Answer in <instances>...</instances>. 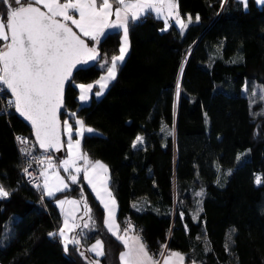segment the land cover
Listing matches in <instances>:
<instances>
[{
    "label": "trees",
    "instance_id": "obj_1",
    "mask_svg": "<svg viewBox=\"0 0 264 264\" xmlns=\"http://www.w3.org/2000/svg\"><path fill=\"white\" fill-rule=\"evenodd\" d=\"M177 1L180 17L193 18L185 31L169 20L162 30L165 20L151 14L131 23L116 80L102 98L81 105L75 84L106 71L101 64L118 54L121 33L99 41L101 61L76 73L63 119L95 130L85 133L83 151L109 166L120 225L133 221L155 257L167 248L187 263L264 264V99L252 95L264 88V4ZM2 93L0 184L11 194L0 199V264H120L124 245L82 177L53 198L42 184L29 185L16 137L26 134L42 151L15 110L4 111L9 93ZM137 136L143 143L133 147ZM64 157L65 150L53 154L56 166ZM68 196L90 212L89 227L77 231L80 244L65 252L49 233L62 223L57 200ZM99 239L104 255L95 257L88 247Z\"/></svg>",
    "mask_w": 264,
    "mask_h": 264
},
{
    "label": "snow or ice",
    "instance_id": "obj_2",
    "mask_svg": "<svg viewBox=\"0 0 264 264\" xmlns=\"http://www.w3.org/2000/svg\"><path fill=\"white\" fill-rule=\"evenodd\" d=\"M241 2L245 7L247 6V0ZM258 2L264 4V0ZM0 3L6 9L0 14V41L3 42L0 43V86H2L0 90L10 91L13 99L8 102V107H14L16 112L31 122L36 140L40 148L45 151L59 150L62 147L59 111L63 107L65 83L71 79L73 70L78 65L87 64L99 56L97 48L90 47L89 43L73 30L69 21L79 29L80 33L97 44L100 38L106 35L107 29H123V42L119 48V55L111 57L110 66L106 61V75L95 82L99 86V90L94 93L96 96L102 95L108 83L116 79L119 63L124 61L128 50L130 22L135 23L142 16L153 11L157 14V18H160L165 10L168 17L174 18L181 29L187 28L188 24L193 22L190 15L186 20L180 17L176 0H63V2L62 0H0ZM41 5L46 11L41 9ZM113 15L115 20L110 19ZM195 19L198 21L200 17L196 16ZM170 26L166 18L165 28L162 30H167ZM93 87V84L78 85L81 102L88 101ZM252 95L255 96L256 92ZM260 96L264 99V88L260 89ZM72 115L75 116V113ZM75 124L78 126L75 135L79 138L74 140L73 125L68 120L63 121V130L68 137V158L62 161L64 171L68 172L73 168L77 174L83 171L84 179L100 198L106 212L104 223L108 231L116 236L125 248V251L120 253L121 264H160V261L149 253L147 245L138 233L127 235L128 232L135 231L130 223L123 230L124 236L118 234L119 225L116 224L114 212L116 201L114 198L105 201L102 196L104 193L111 197L108 191L107 165L101 161L93 162L87 154L74 151L80 148L84 134L95 130L87 127L85 122L78 118ZM16 139L22 145L20 151L30 154L31 149L23 147L29 144L27 138L16 137ZM141 143L143 138L137 136L133 147ZM77 160H83L86 167H77ZM48 165L53 166L50 157ZM97 170L105 173V176L99 179V187ZM24 172L31 175L28 173V168H25ZM40 174L44 177V195L53 197L68 188L65 178L58 173L50 177L45 169ZM69 179L72 183H76L78 176L70 175ZM256 182L261 183L260 178H257ZM37 187L39 188L40 185L37 184ZM10 194L0 184V199L7 198ZM66 203L78 205L80 201L67 199L57 201L61 207ZM85 210L86 214L90 212L86 203ZM195 218H198V215ZM79 227L78 224L70 223L69 217L65 216L63 226L49 235L61 237L64 250L67 252L69 245L80 244L78 235H69ZM84 227L87 228L89 225L85 224ZM89 251L94 252L96 256H103L102 241L97 240ZM160 255L164 257L163 264H173V258H178L180 264H183L185 259L178 252H169L167 255L161 252ZM90 264H99V261H92Z\"/></svg>",
    "mask_w": 264,
    "mask_h": 264
},
{
    "label": "rangeland",
    "instance_id": "obj_3",
    "mask_svg": "<svg viewBox=\"0 0 264 264\" xmlns=\"http://www.w3.org/2000/svg\"><path fill=\"white\" fill-rule=\"evenodd\" d=\"M115 4L113 5V7L115 8ZM41 7V6H40ZM110 19L111 20H115V16L113 15L112 17H110ZM183 19V18H182ZM177 24V23H176ZM129 26H130V23H129ZM177 26L180 28V26L177 24ZM75 29V28H74ZM181 29V28H180ZM186 29V28H185ZM185 29H181L182 31H185ZM76 30V29H75ZM109 29H107L106 30V35L108 34V33H111V32H114V31H119L120 33H121V44H122V42H123V29H117V30H111V31H108ZM77 31V30H76ZM108 31V32H107ZM78 34H80L79 32H78ZM81 35V34H80ZM105 35V36H106ZM82 36V35H81ZM105 36H102L101 38H103V37H105ZM82 37H84V38H86V39H89L88 37H85L84 35L82 36ZM100 38V39H101ZM98 45H97V43L96 44H91V47H96L97 48V51H98V47H97ZM121 46V45H120ZM129 52H130V29H129V31H128V50H127V52H126V55H125V58H124V61L123 62H121V63H119V64H121V65H123L124 63H125V61H126V59H127V57H128V55H129ZM117 55H119V52H118V54ZM106 63V61L104 60L103 62H102V64H101V66H104V64ZM108 65L110 66V61L108 62ZM104 75H106V71L104 72V73H102L101 74V76H104ZM117 75H118V72H117ZM100 76V77H101ZM100 77L98 78V79H96L95 81H92V82H88V83H77V84H75L76 85V87L78 88V85L79 84H93L94 85V87H93V89H92V94H90V96H89V99H88V101L87 102H81L80 100H79V102H80V104L81 105H88V104H90L91 103V101H92V99H93V97H95V98H97V99H100V98H102L104 95H105V93L107 92V90L109 89V87H110V85H111V83H113L115 80H112V81H110L109 83H108V87L104 90V92H103V94L102 95H100V96H96V95H94V93L96 92V91H98L99 90V86L98 85H96V81L97 80H99L100 79ZM116 78H117V76H116ZM79 89V88H78ZM80 91V90H79ZM256 92V95L254 96L256 99H259L261 96H260V91H255ZM79 96H80V93H79ZM73 113H71L70 112V115H72ZM66 120H68V122L70 123V121H69V119L67 118ZM70 124H72V123H70ZM73 125V124H72ZM78 126L76 125L75 127H74V125H73V133L75 134V130H76V128H77ZM73 134V135H74ZM64 138H65V147H66V157H64L62 160H61V162H60V164H59V166H56V164H54V162H52V167H49V165H48V161L45 163V167H44V170L46 169L47 170V173H48V175L50 176V177H52L53 176V174L54 173H58L60 176H62V177H64L65 178V183L66 184H68V188L67 189H65L64 191H62V192H58V193H56L55 194V196H53V197H56L58 194H60V193H63V192H65V191H67V190H69L70 189V183H71V180L69 179V177L67 176L68 174H69V176L70 175H77L79 178L80 177H83L84 178V173H83V171H81L79 174H77L76 172H75V170H74V168L73 169H70L68 172H65L64 171V169H63V167H62V161L63 160H65V159H67L68 158V146H67V139H68V137H67V135H66V133L64 132ZM77 138H79V137H77L76 135L75 136H73V139L75 140V139H77ZM82 141H83V138H81V146H80V148L77 150V149H74V151H76V152H78L79 154H83V150H82ZM103 164H105V165H107L105 162H103V161H101ZM242 161H240V163H241ZM76 166L77 167H81V168H84V167H86V165H85V163H84V161L83 160H77V162H76ZM107 168H108V172H107V177H108V191L111 193V197H108L106 194H104V193H102V196H103V199L105 200V201H110V199H112V198H114L115 199V201H116V206H115V209H114V212H115V221H116V224L118 225V206H117V200H116V197H115V195H114V192H113V190H112V188H111V186H110V168H109V166L107 165ZM43 170V171H44ZM90 171H91V169H90ZM97 173H98V178H97V186L99 187V179H101V178H103L104 176H105V173H103L102 172V170H97ZM67 177H68V179H67ZM43 182H44V177H43ZM93 193H95V192H93ZM95 196H97L96 195V193H95ZM48 197V196H47ZM52 197V198H53ZM49 198V197H48ZM62 199H64V198H59L58 200H62ZM97 199L100 201V203H101V200H100V198H98L97 197ZM73 200H75V199H73ZM84 202V201H83ZM85 203V202H84ZM102 204V203H101ZM102 206H103V204H102ZM88 207V206H87ZM104 208V207H103ZM88 209H89V207H88ZM105 210V209H104ZM105 218H106V212H105ZM69 222L70 223H72L70 220H69ZM88 224H89V222H88ZM63 226V220H62V223H61V225H60V227L59 228H61ZM125 224L122 226V229L124 230L125 229ZM76 231H77V229L74 231V232H72V233H69V235L70 236H72L73 235V233H76ZM130 232H132L133 234H136V232H133V231H130ZM130 232H128V233H130ZM119 233V232H118ZM124 236V235H123ZM61 238V237H60ZM100 241H102L101 239H99ZM61 241H62V238H61ZM97 241V240H96ZM96 241H94L91 245H89V247H88V250L96 243ZM102 243H103V241H102ZM62 246H63V243H62ZM64 247V246H63ZM69 248H70V245H69V247H68V250H69ZM123 251H125V248H124V250ZM91 252V251H90ZM103 252H104V244H103ZM163 253H164V255H167L168 253H169V250L167 249V248H165L164 249V251H163ZM119 257H120V254H119ZM157 260H159L160 261V264H162V260H163V256H159V257H155ZM120 260V259H119ZM120 264H121V261H120ZM186 264H193V263H187L186 262Z\"/></svg>",
    "mask_w": 264,
    "mask_h": 264
},
{
    "label": "crops",
    "instance_id": "obj_4",
    "mask_svg": "<svg viewBox=\"0 0 264 264\" xmlns=\"http://www.w3.org/2000/svg\"><path fill=\"white\" fill-rule=\"evenodd\" d=\"M248 1V0H247ZM257 2H258V0H256ZM62 2H63V0H62ZM177 4H178V1L176 2ZM259 3V2H258ZM261 4V3H260ZM41 7L43 8V6L41 5ZM44 10H46V9H44ZM154 15L156 18H157V14L153 11V12H150L148 15ZM147 15H145V16H142V18L140 19V20H142L143 18H145ZM77 18H78V14H77ZM167 17H166V10L165 11H163L162 12V14H161V16H160V18L159 19H163V20H165ZM114 20V19H113ZM139 21V20H138ZM69 23V25L70 26H72L73 28H75L76 30H77V32H79L80 33V31H79V29H77L74 25H72L71 24V22L69 21L68 22ZM130 24H131V22H130ZM111 30H117V29H109L108 31H111ZM107 31V32H108ZM82 36H83V34L82 33H80ZM102 39V38H101ZM100 39V40H101ZM99 40V41H100ZM0 43H3L2 41H0ZM93 44H96V42H93ZM131 47V46H130ZM121 64H119V66H120ZM117 72H118V70H117ZM75 135V134H74ZM73 135V136H74ZM85 135V134H84ZM84 137V136H83ZM65 149H66V147H65ZM82 150H83V141H82ZM66 151V150H65ZM83 154H85L84 153V151H83ZM65 157H66V152H65ZM51 162H54L53 161V158H52V161ZM54 164H55V162H54ZM82 179L84 180V183L88 186V187H90L91 189H92V187L88 184V182L82 177ZM42 185H43V181H42V183H41ZM92 191H93V189H92ZM94 192V191H93ZM94 195H95V193H94ZM46 197H47V195H45ZM97 197V196H96ZM49 198H51V197H49ZM64 199H67V200H73V199H75V200H77V201H80V203L78 204V205H72V204H68V203H66V204H64L62 207L60 206V205H58V208L60 209V211H61V213H62V220L64 221V218H65V216H68L69 217V220L72 222V223H75V224H78V225H80V227L82 226V227H84V225L85 224H88V222H89V212H88V214H86V210H85V203L80 199V198H77V197H74V196H68V197H65ZM64 199H62V200H64ZM58 201V200H57ZM100 202V201H99ZM102 205V204H101ZM88 208V207H87ZM73 217H75V220H73ZM118 225H119V235H121V236H123V235H125V233H124V231H123V229H122V226L120 225V223H119V221H118ZM79 227V228H80ZM107 227V226H106ZM78 228V229H79ZM78 229H77V231H78ZM77 231H76V233H73V235H78V233H77ZM72 235V236H73ZM127 235L128 236H131V235H134L132 232L131 233H127ZM59 237V236H58ZM78 238L80 239V236H78ZM59 239H60V242H61V244H62V241H61V238L59 237ZM143 239V238H142ZM143 242L145 243V241H144V239H143ZM146 244V243H145ZM71 246V245H70ZM64 248V247H63ZM89 251V250H88ZM149 251V250H148ZM90 252V251H89ZM169 252H178V253H180L181 255H183L184 256V254L183 253H181V252H179V251H177V250H170ZM149 253L150 254H152L150 251H149ZM90 254L91 255H93V256H95V257H102V256H96L95 255V253L94 252H90ZM184 258H185V256H184ZM163 260H164V258H163ZM163 260L161 261L162 262V264H163ZM173 264H180V261L178 260V258H173ZM183 264H186V259H184V261H183ZM196 264V263H195Z\"/></svg>",
    "mask_w": 264,
    "mask_h": 264
},
{
    "label": "built area",
    "instance_id": "obj_5",
    "mask_svg": "<svg viewBox=\"0 0 264 264\" xmlns=\"http://www.w3.org/2000/svg\"><path fill=\"white\" fill-rule=\"evenodd\" d=\"M0 88H2V86H0ZM0 94L1 95L3 94L2 90H0ZM2 99L4 101V106L6 108V112L7 113L12 112L13 110H15L14 107H8V102L13 99L10 95L5 96ZM17 137L27 138V140L29 141V144L23 145V147H27V148L31 149L30 154H24V153L21 152L23 160L25 162V168H28V173H31V175H29V174H26L24 172L27 182L31 186H36L37 184H41L43 176L40 173L44 170V163H45L44 160L45 159L48 160L49 157L51 158L52 157L51 154H45L44 155V154H42L40 152L37 153L35 151V147H34L33 142L30 140V138H28L27 135L26 136L25 135H18ZM17 143L19 145V148H21L22 145H20L18 141H17ZM41 161H43V163H41ZM79 179L80 178L78 177L76 183H72V181H71V183L78 185L79 184ZM129 223L133 226L134 230H136V225L130 219H127L125 221V226L128 227Z\"/></svg>",
    "mask_w": 264,
    "mask_h": 264
},
{
    "label": "water",
    "instance_id": "obj_6",
    "mask_svg": "<svg viewBox=\"0 0 264 264\" xmlns=\"http://www.w3.org/2000/svg\"><path fill=\"white\" fill-rule=\"evenodd\" d=\"M177 2V0H176ZM42 10H44L42 7H41ZM46 11V10H45ZM166 17L169 21H175L174 18L172 17H168V14H167V11H166ZM72 27V26H71ZM73 28V27H72ZM74 31H76L74 28H73ZM77 32V31H76ZM78 34V32H77ZM80 35V34H78ZM81 36V35H80ZM82 39H84L82 36H81ZM87 43L88 41L86 39H84ZM101 61V57L100 55L98 56V58L96 60H92V61H89L87 64H82V65H78L76 69L73 70V73H72V77L71 79L65 83V86H64V94H63V107L60 109L59 111V122H60V125H61V128H60V132H61V141H62V147L59 149V150H56V149H49L48 151H45L43 148H40L39 146V143L38 141L36 140V136H35V133H34V129L31 125V122L28 121L27 119H25L23 116H21L18 112L15 111V114L16 116L26 125L28 126V128L31 130L32 132V137L34 138L35 142L37 143L39 149L42 151V152H50V153H53V154H61L64 152L65 150V138H64V130H63V116H64V112H66V94H67V90L69 88V86L73 83L74 81V78H75V75L76 73H78L79 71H82V70H87V69H90L92 67H95L98 65V63ZM7 92L9 93V95L12 97L10 91L7 90ZM13 98V97H12Z\"/></svg>",
    "mask_w": 264,
    "mask_h": 264
},
{
    "label": "bare ground",
    "instance_id": "obj_7",
    "mask_svg": "<svg viewBox=\"0 0 264 264\" xmlns=\"http://www.w3.org/2000/svg\"><path fill=\"white\" fill-rule=\"evenodd\" d=\"M25 136H26V134H25ZM40 153H42V154H44V155H45V154H51V156H52V157H51V161H52L53 153H50V152H46V153H45V152H40ZM44 161H45V163H46L48 160L45 159ZM45 163H44V167H45ZM42 181H43V178H42ZM42 181H41V183H42ZM134 232H136V230H135ZM130 233H131V232H130Z\"/></svg>",
    "mask_w": 264,
    "mask_h": 264
}]
</instances>
